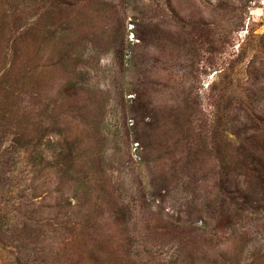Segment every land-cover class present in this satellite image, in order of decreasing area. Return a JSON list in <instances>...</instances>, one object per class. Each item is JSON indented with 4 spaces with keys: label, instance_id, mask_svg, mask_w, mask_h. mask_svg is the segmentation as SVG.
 <instances>
[{
    "label": "rangeland",
    "instance_id": "rangeland-1",
    "mask_svg": "<svg viewBox=\"0 0 264 264\" xmlns=\"http://www.w3.org/2000/svg\"><path fill=\"white\" fill-rule=\"evenodd\" d=\"M0 264H264V0H0Z\"/></svg>",
    "mask_w": 264,
    "mask_h": 264
}]
</instances>
